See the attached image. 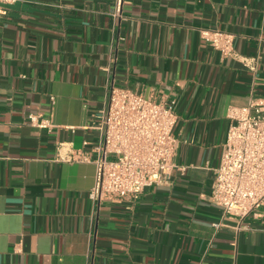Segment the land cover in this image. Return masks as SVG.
Returning <instances> with one entry per match:
<instances>
[{
  "label": "crops",
  "instance_id": "crops-1",
  "mask_svg": "<svg viewBox=\"0 0 264 264\" xmlns=\"http://www.w3.org/2000/svg\"><path fill=\"white\" fill-rule=\"evenodd\" d=\"M114 6L0 5V264H264V207L238 230L210 201L229 109L264 97V0H125L121 21ZM202 29L235 35L256 71ZM112 84L173 103L179 146L170 183L97 207L94 162L58 145L91 151Z\"/></svg>",
  "mask_w": 264,
  "mask_h": 264
},
{
  "label": "built area",
  "instance_id": "built-area-1",
  "mask_svg": "<svg viewBox=\"0 0 264 264\" xmlns=\"http://www.w3.org/2000/svg\"><path fill=\"white\" fill-rule=\"evenodd\" d=\"M17 0H0L13 5ZM125 0H115L113 17L121 21ZM203 39L225 57H231L256 71L255 59L242 57L235 50V35L220 29H202ZM232 123L210 201L223 216L236 219L237 229L264 207V97L248 107H231ZM32 125L50 128L31 114ZM178 115L173 103L156 102L127 87L109 88L103 107L88 128L97 133L91 151L74 150L71 143L58 145L63 161L90 162L96 166L95 183L90 191L94 206L103 201L136 202L148 187L170 183L176 168L179 141L175 136ZM85 146L91 143L86 141ZM95 156V158H93ZM223 224L213 226L220 228Z\"/></svg>",
  "mask_w": 264,
  "mask_h": 264
}]
</instances>
